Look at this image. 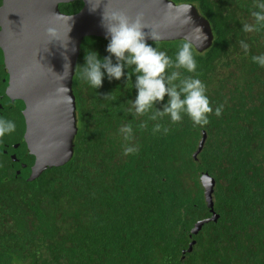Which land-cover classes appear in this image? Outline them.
Masks as SVG:
<instances>
[{
	"label": "trees",
	"instance_id": "1",
	"mask_svg": "<svg viewBox=\"0 0 264 264\" xmlns=\"http://www.w3.org/2000/svg\"><path fill=\"white\" fill-rule=\"evenodd\" d=\"M172 1L196 6L214 33L209 50L194 47L196 73L177 70L206 84L213 107L209 123L194 125L186 115L177 123L167 116L149 120L151 113L133 117L127 109L136 89L124 77L109 80L106 74L100 89L90 88L79 79L78 65L85 62L86 48L108 56V39L86 37L73 83L81 124L74 158L33 182L27 179L35 158L26 143L11 146L26 125L22 104L6 96L9 75L0 48V117L17 125L0 138V264H264V67L251 61L264 53V31H242V22L255 23L254 0ZM83 6L77 1L60 10L76 14ZM240 40L250 45L247 55ZM185 41L148 44L174 60ZM168 100L166 95L157 101L155 110L162 111ZM129 123L133 138L125 141L119 129ZM156 123L168 133H153ZM204 132L207 141L195 159ZM125 145L138 150L124 155ZM20 163L27 169L17 175ZM204 173L216 181L220 218L195 235V225L212 216Z\"/></svg>",
	"mask_w": 264,
	"mask_h": 264
},
{
	"label": "water",
	"instance_id": "2",
	"mask_svg": "<svg viewBox=\"0 0 264 264\" xmlns=\"http://www.w3.org/2000/svg\"><path fill=\"white\" fill-rule=\"evenodd\" d=\"M77 1L84 3L76 14H66L60 5ZM2 0L0 7V48L9 75L6 96L23 106L26 129L18 148L25 142L30 156L35 158L28 181L33 182L49 168L69 163L75 155V139L79 131L77 104L73 83L75 69L86 37L106 39L101 25L104 6L108 10H122L129 17L144 14V31H156L159 36L149 42L173 40L191 41L199 52L209 50L214 33L209 21L192 4H177L172 0ZM55 27L59 38L47 35L46 29ZM200 29V30H197ZM69 31V33H68ZM69 37L67 48L63 44ZM69 74V75H68ZM68 76L66 79L65 77ZM67 87V91L64 90ZM16 132V131H15ZM19 137V134H15ZM207 141L204 132L194 158L197 159ZM11 147V146H10ZM5 153H9V148ZM13 162H19L10 152ZM21 175L27 164L20 163ZM205 199L212 216L199 221L192 230L197 235L209 222H217L214 193L216 181L209 174L201 176ZM193 242L188 252H192ZM186 252H184L185 254Z\"/></svg>",
	"mask_w": 264,
	"mask_h": 264
},
{
	"label": "clouds",
	"instance_id": "3",
	"mask_svg": "<svg viewBox=\"0 0 264 264\" xmlns=\"http://www.w3.org/2000/svg\"><path fill=\"white\" fill-rule=\"evenodd\" d=\"M100 3L101 0L96 6H91L90 11L94 12ZM107 5L108 2L104 6L101 25L108 39L106 52L109 55L100 58L98 51L86 48L85 62L83 65H78L79 79L95 90L102 87L106 74L109 80L113 78L120 80L124 77L128 82L131 81L132 87L136 89V98L128 101L130 106L127 111L133 117L151 113L148 116L149 120L158 121L167 116L172 123H177L186 115L194 125H207L209 114L213 113V107L206 94V84L198 78V75L183 76L180 71H177L183 69L188 73H196L198 65L192 42L186 40L180 44L173 60L166 52L159 51L147 43L149 38L153 41L157 40L159 34L154 30L144 31L148 26L144 23L143 12L138 13L133 19L122 10L109 11ZM250 14L255 23L242 22V31L244 33L264 31V0H254V10ZM46 32L53 40L59 38V31L55 27H48ZM68 33L67 41L63 44L65 48L69 41ZM239 43L244 54L247 55L250 45L244 40H240ZM113 57L116 60L115 64L112 62ZM251 61L264 67V53L252 55ZM126 68L131 70L126 73ZM169 70L171 75L168 74ZM133 75H136L135 82L131 79ZM64 90L67 91V87L64 86ZM166 95L169 100L163 110H155V103L164 101ZM222 109L223 105L215 107L214 114L220 116ZM141 126L147 125L144 123ZM16 127L15 121L0 117V138L14 133ZM161 131L167 134L169 129L156 123L153 126V133ZM119 132L125 141L132 140L131 123L123 125ZM137 150L134 145H125L123 154H133Z\"/></svg>",
	"mask_w": 264,
	"mask_h": 264
},
{
	"label": "flooded vegetation",
	"instance_id": "4",
	"mask_svg": "<svg viewBox=\"0 0 264 264\" xmlns=\"http://www.w3.org/2000/svg\"><path fill=\"white\" fill-rule=\"evenodd\" d=\"M0 109H2V106L0 105ZM0 116H3V113H0ZM5 145V148L8 146L9 147V144L8 142L4 144ZM16 145V144H15ZM11 146L14 147V144H12Z\"/></svg>",
	"mask_w": 264,
	"mask_h": 264
},
{
	"label": "rangeland",
	"instance_id": "5",
	"mask_svg": "<svg viewBox=\"0 0 264 264\" xmlns=\"http://www.w3.org/2000/svg\"><path fill=\"white\" fill-rule=\"evenodd\" d=\"M79 127L81 126V124L79 123V125H78Z\"/></svg>",
	"mask_w": 264,
	"mask_h": 264
}]
</instances>
